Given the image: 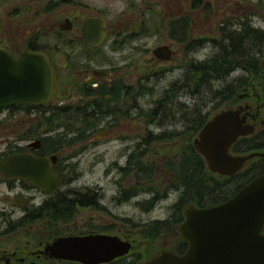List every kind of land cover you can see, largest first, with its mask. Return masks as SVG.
<instances>
[{"label":"flooded vegetation","instance_id":"af4514ba","mask_svg":"<svg viewBox=\"0 0 264 264\" xmlns=\"http://www.w3.org/2000/svg\"><path fill=\"white\" fill-rule=\"evenodd\" d=\"M6 1L13 6L9 16L18 20L6 25L0 20V47L14 58L26 50L44 52L53 66L57 87L47 102L0 107V165L4 158L16 154L54 157L50 170L57 185L54 191L35 185L29 176L30 163L7 177L0 171V264H86L51 255L47 247L61 237L110 234V208L104 200L103 186L81 180L79 157L86 149L93 152L90 173L106 161L109 148L116 151V159L109 160L103 171L106 177L113 176L116 190L112 200L116 205L134 199L135 208L144 209L150 199L162 195L154 208L162 199L177 193L168 205L165 218L169 223L181 196V188H175L184 177L179 168L184 173L192 167L196 172L197 162L189 160L191 148L204 164L200 178H205V169L217 177H231L209 170L195 147L199 129L216 113L210 115L205 109L206 89L214 90L211 102L221 99V89L215 86L220 82L213 78V71L220 68L223 53L263 56L262 80L256 85L255 75L250 73L247 87L252 89L253 100L241 106L248 112L246 123L254 126L253 133L244 137L260 131L264 137V119L255 131L259 111L264 108V98L261 101L258 92L262 88L264 95V28L255 25L251 16L217 17V3L201 0L200 10L209 9L211 14L204 22H195L197 16L180 11L168 14L162 25L158 20L146 27L142 17H119L112 24L87 0H48L35 5L34 11L28 0L20 7L16 6L18 0L0 3ZM60 3L67 7L54 11ZM237 7L230 11H243L241 5ZM228 10L226 7L225 12ZM44 12L59 16L49 13L43 18ZM23 23H28L24 30ZM160 27L166 29L167 43L150 46L144 42L145 38L160 37ZM208 44L210 52L199 56L197 53ZM159 45L168 46V59L155 54ZM162 62L169 64L160 65ZM251 62L249 59V66ZM167 75V85L156 93L152 84ZM208 76L211 86L206 85ZM201 89L204 93L196 95ZM187 97L193 99V105ZM243 97H249L248 93L242 97L236 94V99ZM207 113L208 118L200 124ZM231 147L233 154L249 153H234ZM253 158L240 171L252 166ZM116 175L119 176L114 179ZM125 196L129 200L125 201ZM80 217L84 220L79 221ZM124 220L136 224L126 218L122 223ZM180 222L174 226L178 235ZM76 225L87 229L76 231ZM179 237L170 251L182 254L188 244ZM125 238L132 241L128 254L97 264H141L162 251L143 257L134 253L135 240ZM144 243L148 246L147 241Z\"/></svg>","mask_w":264,"mask_h":264},{"label":"water","instance_id":"95a60500","mask_svg":"<svg viewBox=\"0 0 264 264\" xmlns=\"http://www.w3.org/2000/svg\"><path fill=\"white\" fill-rule=\"evenodd\" d=\"M169 53L167 45L155 49L160 59H168ZM56 87L53 66L44 52L26 50L14 58L0 47V107L47 102ZM247 115L241 105L222 109L199 129L195 147L212 172L232 176L247 160L264 157V151L243 155L230 152L240 137L254 131V126L246 123ZM54 160L16 154L1 161L0 171L7 177L30 163V180L40 188L54 191L57 178L50 170ZM183 215L178 233L188 244L185 252L163 250L141 264H264V171L225 201L205 207L190 204L184 207ZM131 248L128 238L94 233L58 238L47 250L54 256L97 264L124 256Z\"/></svg>","mask_w":264,"mask_h":264},{"label":"rangeland","instance_id":"374dc122","mask_svg":"<svg viewBox=\"0 0 264 264\" xmlns=\"http://www.w3.org/2000/svg\"><path fill=\"white\" fill-rule=\"evenodd\" d=\"M45 1L48 0H28L29 3L28 5L30 8H32L31 10L34 11L35 5L43 4ZM209 1L216 2L217 5L219 6L220 13L217 14V17H223V16L237 17L240 15H247L252 17V21L255 22V25L264 28V0H209ZM223 1H226L228 3L223 4ZM23 2L26 1L23 0L22 2H20V0H18L16 6L18 7L22 6L21 4ZM87 2L90 3L92 6H94V9L103 11L106 14L107 18L111 20L112 24L115 21H117L119 17H122L123 19L138 18L139 20L142 17L144 20H146L144 23V26L146 27H150L152 23L158 22V20L160 21V25H162V22L163 23L164 21L166 22L165 18L167 17L168 14L176 13V12L179 13L180 11L186 14L190 13L189 15L197 16L195 22H204L206 15H211L208 13L209 9L200 10V6H194L193 2L195 3L196 0H87ZM235 2H237L238 4H235ZM240 5L241 7L239 8L243 9V11L236 10L233 13L232 11H230V10L234 11L236 8H238L237 6ZM12 7L13 6L11 5V2H9L8 4L7 1L3 4L0 3V20L4 21V25L8 24V22L16 24V21L18 20L15 19L13 16H9L8 14V12L11 10ZM66 7L67 5L65 3L62 4L60 3L53 10L54 11L55 9L60 10ZM226 7L229 8L228 12H225ZM39 8L42 9L43 7L41 6ZM210 8L213 9L212 7ZM49 13H53V12H44L43 18L47 16ZM53 15L55 17L59 16L58 13H53ZM215 21H217V19ZM23 24L24 26L22 25L21 28L22 30H24L27 27L28 23H23ZM159 33H160V37L156 35V37L145 38L144 42H147L148 44H150V46H153L155 44L167 43L166 29L164 27L163 28L160 27ZM210 49H211V45L208 44L207 46L203 47V49L199 51V53L197 54L201 57H204L210 52ZM159 64L167 65L169 63L162 62ZM249 78H250V73L249 74L244 73L241 68H237L230 74L227 81L232 82L233 80H239L241 83H247ZM168 80H170L169 75H167V77L165 78H161L160 80L155 81L152 84L155 90H158V92L156 93L161 92V89L167 85ZM257 81L258 80L255 77L256 85H258ZM215 86L219 87L220 89L222 87V85L220 84H217ZM246 87L238 94L242 93L243 95H245V93L247 92L249 97L238 98L229 105L223 104L221 101L222 98L217 102H215L213 99L211 102V97H213V92L209 91V89H206L205 95L203 96V100L206 103L205 109L209 110L210 115H213L215 112L219 110L226 109L229 107L236 108L238 105H244L251 102L253 100L252 89L249 86H248L249 88ZM262 90H263L262 88L260 89L258 88V92L261 95L260 96L261 101L264 98ZM187 101L190 102V105H193L192 98H188ZM262 119H264V108H261V110L259 111V119L257 120L255 131L261 127L259 122ZM61 130H63V128ZM109 149H110L109 153L106 154V161L104 163H99L97 169H95L92 173H90L89 161L92 158L93 152L90 153V151L86 149L84 153H82L81 156L79 157L81 158L80 160L82 161L79 164V170L83 173L81 180L86 184H90L93 182L96 183V185L98 184L102 185L104 188L103 190L105 195L104 200L107 203V205H109L110 208L109 218L111 220V226L108 232L110 234H116L121 238H125L127 236L129 238L134 239L135 240L134 253H139L143 257L146 255V253L155 254L160 252L161 250L163 251V250L175 249L174 244L180 239L179 235L177 234L176 227H173L172 230L168 232H164L157 235L153 240H149V239H145L143 233L140 231L141 230L140 224L147 223L148 221H152L154 219L165 218L168 214V205L176 199L177 193H172L170 194L169 197L162 199L151 210H146L145 208L143 209L141 207L135 208L134 199L131 200L130 202H125V203L123 202L121 205L119 204L116 205V203L112 200V196L114 195L116 190V186L113 183L114 182L113 176L112 174L111 175L109 174L106 177V175H104L103 173L106 163L109 160L116 159V151H114L112 148ZM118 176L119 175H116L114 179H117ZM123 218L130 219V221L136 224L132 225V223L124 222V221L122 223L121 220ZM82 220L84 219L80 217L79 221ZM86 229L87 228L83 226L76 225V231H84ZM144 241H147L148 246L145 245Z\"/></svg>","mask_w":264,"mask_h":264},{"label":"trees","instance_id":"16d2710c","mask_svg":"<svg viewBox=\"0 0 264 264\" xmlns=\"http://www.w3.org/2000/svg\"><path fill=\"white\" fill-rule=\"evenodd\" d=\"M201 0H196L194 6H199ZM258 33V31H256ZM260 34V33H259ZM222 60L220 68L217 71H213V78L220 82L222 103L229 105L236 100V94L241 92L247 86V83H241L239 80L227 81L230 74L237 68H241L244 73H254L257 80L261 81L263 76V66L261 60L262 55L247 56L242 54H222L220 56ZM249 59L252 60L249 66ZM233 63V64H232ZM252 69V70H251ZM211 78L208 76L206 79V85L211 86ZM224 82V83H222ZM204 89V88H203ZM201 89L196 95L203 92ZM209 89V88H208ZM220 89V88H219ZM220 91V90H219ZM214 92V90H213ZM204 93V92H203ZM207 115H203L200 124H203L208 118ZM194 132V131H193ZM193 135L191 136V138ZM232 152L242 153L251 151L264 150V137L262 131L254 133L251 137H240L231 147ZM181 153V157H182ZM189 160L196 161V172L191 167L188 171L180 167V176L184 175L183 179L178 184H175V188H181V196L177 203V208L172 214L170 224L168 219L153 220L151 222L144 223L141 226V232L145 239L153 240L158 234L170 231L176 226L182 219V207L187 204H196L198 206H210L225 201L231 197L241 186L247 181L252 179L255 175L264 170V158L254 157L251 160V165L245 170H242L231 177H217L211 174L205 169V178H200V172L204 170V164L200 156L191 148L189 152ZM181 166V162L179 163ZM187 167V166H186ZM186 169V168H185ZM162 197V195H156L148 201L144 206L146 210L151 209L154 204ZM125 201L129 200V196L124 197ZM128 222V220H124ZM134 224V223H133ZM171 228V229H170ZM140 255V254H138ZM151 253H146L144 257H150Z\"/></svg>","mask_w":264,"mask_h":264}]
</instances>
